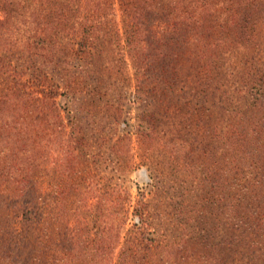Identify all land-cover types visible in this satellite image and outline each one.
Listing matches in <instances>:
<instances>
[{
	"label": "trees",
	"instance_id": "16d2710c",
	"mask_svg": "<svg viewBox=\"0 0 264 264\" xmlns=\"http://www.w3.org/2000/svg\"><path fill=\"white\" fill-rule=\"evenodd\" d=\"M262 17L264 0H0V193L16 211L0 227V264H264V65L254 56L229 73L212 50L200 66L208 100L236 108L209 166L217 244L204 245L213 236L202 235L197 194L152 211L121 177H107L105 193L78 187L89 178L78 151L95 126L84 122L117 92L119 63L133 66L142 93L176 92L188 83L184 55L171 66L164 49L206 42L227 54L236 26L251 32L242 45L252 53Z\"/></svg>",
	"mask_w": 264,
	"mask_h": 264
},
{
	"label": "rangeland",
	"instance_id": "374dc122",
	"mask_svg": "<svg viewBox=\"0 0 264 264\" xmlns=\"http://www.w3.org/2000/svg\"><path fill=\"white\" fill-rule=\"evenodd\" d=\"M235 27L230 26L227 31L228 41L231 43L227 54V50L208 48L210 46L206 42L200 48L190 47L188 53L184 49H179L178 53L176 48L164 49L170 55L174 54L171 66L180 62L177 55L179 58L184 55L181 64L187 71L190 84L181 83L179 87L175 85L176 92L144 94L139 88L133 66L127 71L125 64H118L122 75L119 74L121 79L116 86L117 92L111 93V96H103L97 109H93L92 117L84 122L95 126L94 132L89 134L86 150L82 152L79 148L78 151L79 162L82 163L79 170L89 174L85 182L78 181L81 191L100 190L105 193L106 178L121 177L135 200L146 195L152 211L164 206L171 210L175 205L179 206L177 197L180 193L191 192L193 197L197 194L192 199V205L197 206L199 214L204 217L202 235L213 236L210 243L204 240V245L208 247L209 244L218 243L216 229L221 211L218 201L213 200L218 196L211 192V185L208 184V179L212 178L209 166L211 157L217 159V156H222L221 136L226 126L235 123L232 114L236 113V108L224 106L219 97L208 100L207 92L201 86L204 72L200 66L207 63L204 53L211 54L212 50L223 55L226 62L224 69L229 73L232 69H242L252 56L257 60L258 66L264 65V17L258 20L251 40H254L255 52L249 53L251 49L245 52L247 48L243 47L246 45H242L249 41L251 32L247 31L243 35L242 30L237 31ZM208 43L215 45L212 40ZM116 50L119 51L117 47ZM119 76H114L111 83H115ZM244 84L254 93L252 88L256 85H247L243 79L237 87L244 90ZM109 104L114 108H109ZM116 109L121 110V113ZM63 117L67 118L68 115L63 113ZM148 128L156 133L152 141L144 140L143 134ZM239 130L241 131L240 128ZM123 137L126 139L120 144V149L115 144ZM143 142L147 143L148 150L142 148ZM49 160L51 161V157ZM49 186L47 183L46 187ZM15 213L11 203L0 193V227L11 220ZM135 220L131 217L129 223L132 225ZM47 223L49 228L58 227L51 221ZM197 249L205 259L209 257L200 246Z\"/></svg>",
	"mask_w": 264,
	"mask_h": 264
}]
</instances>
